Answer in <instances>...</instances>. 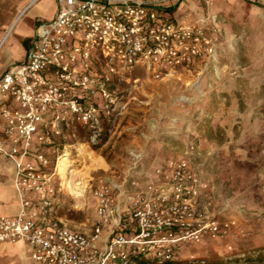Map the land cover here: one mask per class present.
<instances>
[{
  "label": "built area",
  "instance_id": "built-area-1",
  "mask_svg": "<svg viewBox=\"0 0 264 264\" xmlns=\"http://www.w3.org/2000/svg\"><path fill=\"white\" fill-rule=\"evenodd\" d=\"M167 6L59 0L54 17L37 25L25 59L0 76V151L15 161L21 205L17 215L0 216V242L22 241L40 264H137L138 254L154 263L173 260L184 239L230 234L235 221H189L187 200L197 194L198 179L180 158L143 181L128 171L120 181L100 182L92 189L96 217L89 232L62 219L63 185L49 147L63 143L65 129L95 126L96 97L111 100L113 73L144 66L162 78L214 50L204 24L178 22Z\"/></svg>",
  "mask_w": 264,
  "mask_h": 264
},
{
  "label": "rangeland",
  "instance_id": "rangeland-1",
  "mask_svg": "<svg viewBox=\"0 0 264 264\" xmlns=\"http://www.w3.org/2000/svg\"><path fill=\"white\" fill-rule=\"evenodd\" d=\"M182 1L162 3L178 7ZM23 2L16 0L17 10ZM188 3L191 7L175 11L174 19L204 24L214 45L212 54L162 78H155L144 66L113 73L107 85L111 100L96 97L95 126L81 123L65 129L60 135L63 143L49 147L56 168L67 153L71 168L83 169L87 176L79 203L57 169L64 186L61 214L90 229L95 218L92 189L100 182L120 181L128 171L143 181L171 159L180 158L198 179L197 194L187 200L193 213L189 221L197 224L214 218L235 224L225 238L205 234L199 240H182L173 261L264 264L263 28L239 10L241 14L231 13L222 27L218 0ZM52 9L50 1L48 11ZM24 26H32L29 14L8 35L7 48ZM2 57L3 51L0 63Z\"/></svg>",
  "mask_w": 264,
  "mask_h": 264
},
{
  "label": "crops",
  "instance_id": "crops-1",
  "mask_svg": "<svg viewBox=\"0 0 264 264\" xmlns=\"http://www.w3.org/2000/svg\"><path fill=\"white\" fill-rule=\"evenodd\" d=\"M53 1V9L48 11L49 2ZM184 0L177 7L170 10V14L175 18V11L190 8L191 5ZM59 0H24L19 7L16 8V0H0V55L3 51V59L0 63V76L14 64L23 61L31 46V41L35 34V29L40 22L51 20L57 9ZM190 5V6H189ZM246 17H253L257 24L263 28L264 32V0H218L217 15L221 21L222 27L225 25L226 18L231 14H241ZM29 14L32 20V26H24L19 30L18 38L14 40L9 48L6 47V39L9 38L15 27ZM176 19V18H175ZM1 20H3L1 22ZM14 22V23H13ZM5 121L0 113V138H4ZM16 175L15 161L2 151H0V216L1 215H17L21 209L19 194L15 188L14 179ZM62 215V214H61ZM96 217V215L94 216ZM63 221L73 228L89 232L90 229L80 227V224H73L62 216ZM95 220V218H94ZM94 222L92 223L93 226ZM107 232H104L100 245H104ZM0 264H40L34 261L26 253L25 244L22 241L0 242Z\"/></svg>",
  "mask_w": 264,
  "mask_h": 264
},
{
  "label": "bare ground",
  "instance_id": "bare-ground-1",
  "mask_svg": "<svg viewBox=\"0 0 264 264\" xmlns=\"http://www.w3.org/2000/svg\"><path fill=\"white\" fill-rule=\"evenodd\" d=\"M14 23V22H13ZM67 152V151H66ZM86 152V151H85ZM89 153V152H87ZM65 153L59 158L58 172L61 175L64 186L68 187L79 203H82L84 188L86 186V173L83 169H72V163ZM63 186V187H64ZM87 187V186H86Z\"/></svg>",
  "mask_w": 264,
  "mask_h": 264
},
{
  "label": "trees",
  "instance_id": "trees-1",
  "mask_svg": "<svg viewBox=\"0 0 264 264\" xmlns=\"http://www.w3.org/2000/svg\"><path fill=\"white\" fill-rule=\"evenodd\" d=\"M173 7L167 6V10L170 11ZM135 260L137 264H143V263H154L153 259H147L143 255L138 254L135 257ZM165 264H177V262L173 260L166 261Z\"/></svg>",
  "mask_w": 264,
  "mask_h": 264
}]
</instances>
